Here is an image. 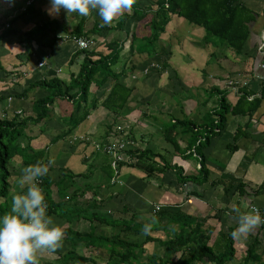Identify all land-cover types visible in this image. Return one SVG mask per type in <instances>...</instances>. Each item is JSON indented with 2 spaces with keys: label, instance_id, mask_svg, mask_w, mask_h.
I'll use <instances>...</instances> for the list:
<instances>
[{
  "label": "crops",
  "instance_id": "1",
  "mask_svg": "<svg viewBox=\"0 0 264 264\" xmlns=\"http://www.w3.org/2000/svg\"><path fill=\"white\" fill-rule=\"evenodd\" d=\"M0 1L4 4L0 16L15 32L0 41V66L4 70L0 74L1 119L14 114L33 117L32 104L48 93L32 89L23 98L19 95L33 83L54 79L67 83L72 74L78 73L82 52L72 40L77 38L76 31L94 41L93 51L99 54L108 55L112 46L121 48L114 72L132 92L118 117L98 104L72 129L54 121L55 126L47 125L41 133L28 125V135L34 140L30 145H45L50 155L51 181L55 179L51 170H68L61 179L67 177L64 186L69 192L81 194L79 189L90 187L93 192L86 195L96 204L104 202L92 212L98 209L116 219L125 211L124 218L130 214L140 225L156 226L157 231L150 233L155 242L147 243L145 249L148 255L163 261L176 263L189 258L185 249L174 252L157 242H166L183 230V234L199 231L215 256L228 257L224 264H264V226L240 238L230 235L238 224L234 208H264V69L260 67L264 63V0L234 2L247 29L239 52L228 47L225 40L206 38L203 27L172 15L155 51L150 55L133 52L127 57L131 41L148 36L147 24L158 0H135L131 9H125L110 24H105L96 10L89 16L63 9L52 13L50 0ZM143 13L145 17L138 21ZM96 25L108 30L92 34ZM36 29H41L37 36ZM151 64L161 69L144 74ZM230 80L244 84L230 88ZM243 91L248 102L242 106L245 113L222 112L220 101L225 99L233 107ZM91 93L92 98L100 95V91ZM57 113L55 108L51 118ZM53 132L60 133L50 138ZM57 136L62 137L54 141ZM120 141L131 143L128 153L146 151L155 155L145 159L154 163L153 172L124 166L115 173L112 161L97 162L102 154L94 144ZM59 144L50 153L51 147ZM127 152L125 161L129 160ZM57 163L65 164V168ZM109 165L114 177L110 169L108 172ZM162 212L159 221L157 216ZM75 223L79 227L83 222ZM119 228L109 235L121 233ZM193 245L192 251L198 255L199 243ZM68 246L67 251L71 249ZM191 264L211 263L199 260Z\"/></svg>",
  "mask_w": 264,
  "mask_h": 264
},
{
  "label": "trees",
  "instance_id": "2",
  "mask_svg": "<svg viewBox=\"0 0 264 264\" xmlns=\"http://www.w3.org/2000/svg\"><path fill=\"white\" fill-rule=\"evenodd\" d=\"M234 2L235 0H158L154 10L155 13L147 24L150 30L148 36L132 40L125 57L131 55L133 52L150 55L152 51H155L154 49L157 46L159 37L165 31L172 15L182 17L190 24L203 27L206 32V38L225 40L228 47L232 48L235 52L241 51L246 41L247 29L244 21L240 18V12L238 7L234 5ZM0 9H4L2 1H0ZM134 14L138 16L136 11ZM145 15V13L139 15L140 19L138 21L142 20ZM125 20L126 18L122 20L121 26H123ZM121 26L119 27L121 28ZM100 30L108 29L105 26L96 25L91 33L98 35L100 34ZM0 31V41L4 37L15 34L10 24L2 19L1 16ZM82 35L80 31L75 32V37L77 38H82ZM29 38L32 39L31 36ZM29 38L26 40H30ZM110 48L111 50L108 55L99 54L93 51V48L82 51L79 71L76 75L72 74L67 83L60 79H54L51 82H36L25 90L23 94L17 95L23 98L32 89H36L38 92L44 91L48 93V96L41 97L40 99L37 98L34 101L35 103L32 104L33 117L14 114L11 118H6L5 115L2 119L0 118V202L1 199L4 201L0 203V215L10 210L12 196L21 190L26 191L28 187L27 185L22 189H17L19 186L17 184V186H13L16 192L13 195L10 194L9 191L12 190L9 184L12 176L10 164L12 161H16L22 167L40 162L47 164L49 168L45 149L39 150L38 152L22 153V151L28 150L25 148L20 150L18 148L17 142L22 138L28 139V145L26 147H30L31 139L28 135V125H36L45 119L48 121L52 117L54 109L57 108L59 123L71 122L80 116L76 121L77 126V124H80L88 117L90 112L98 104L102 108L111 111L114 117H118L119 112L127 104L132 89H128L120 79L121 75L114 72V67L120 57L121 48L118 46H112ZM94 57H97V59H94ZM3 71V68L0 66V74ZM98 91H100V95L97 98L93 97L90 105H87L88 97L92 94L91 92L97 93ZM2 101L3 98L0 96V103ZM246 101L247 93L243 91L242 97L235 106L231 107L226 103L225 99H222L220 101V107L223 109L222 112L228 109L233 115L244 114L245 110H243L242 106L248 103ZM82 102L85 111L79 113ZM217 129L219 130V127ZM61 137L57 136L53 140L58 141ZM41 153L45 155V158H43V154ZM103 155L107 156L105 154ZM128 157L130 161L127 159V161L123 160L120 162L117 171L121 167L128 166L149 173L153 172L154 163H147L146 160L155 157V155L150 156L146 151H139L129 152ZM107 169L108 172L109 169L111 170V176L114 177L110 165ZM48 174L40 178L39 183L45 193L49 216L52 219L55 218L58 220L66 219L70 221L72 219L69 223L67 221L68 224L72 223L71 225L76 221L80 223L85 222L87 225V219L84 217L88 214L87 231L81 234L80 231L72 232L69 228L64 230L65 236L63 244L67 242L66 244H70L71 249L66 251V254L61 252L60 254H63L62 256L59 254V257L55 259L57 264H71V262L76 264H99L94 258H85L77 254L74 250L76 246L77 249L80 247L85 250L101 251V253L107 256L103 264H191L199 260H206L211 264H224L228 260V257L215 256L205 245L207 242L205 240L207 239L203 235L200 236L199 231L192 234L190 232L183 234V230H180L178 234L166 242L157 241L160 245L174 252L185 249V255L187 252L189 254V258L186 260L179 259L176 263L173 261L166 262L155 255H148L145 250V245L150 242H155V239L150 237V233L157 231L156 226H151L150 231L145 233L143 231L144 225H140L133 220L130 214L126 218L123 217L126 215L125 211H121L122 218L118 217L116 219L112 218V216L109 217V215L101 214L98 209L92 212L94 208L101 207L103 205L102 203H104L102 201L96 204L94 198L90 197V200L84 198L88 192H93V189L90 190V187L83 186L82 189H79L81 194H76L75 192H69V187L64 188L61 185H57L59 188H57L56 193H53L51 185H55L56 183L49 179ZM19 177H17V180ZM66 178L61 179L59 182L62 184L66 183L68 181ZM49 180L52 184L49 183ZM7 198L10 199L7 201ZM78 198L81 199L80 202L75 200ZM61 199L64 200V203L69 202L70 204L67 207L60 208ZM162 216H164L163 212L157 216V220L161 221L162 219L160 218ZM104 228L110 230L119 228L121 233H112L110 236L109 233H103ZM193 243H199V248L197 249L199 250L198 255L193 253L194 250L192 251L194 248Z\"/></svg>",
  "mask_w": 264,
  "mask_h": 264
},
{
  "label": "clouds",
  "instance_id": "3",
  "mask_svg": "<svg viewBox=\"0 0 264 264\" xmlns=\"http://www.w3.org/2000/svg\"><path fill=\"white\" fill-rule=\"evenodd\" d=\"M50 3L52 13L63 9L79 16H89L96 10L102 21L110 24L125 9H131L135 0H50ZM48 171V165L40 162L22 169L18 184L28 183V187L26 191L14 194L10 210L0 215V264H39L38 252H55L62 247L65 232L49 216L45 193L39 183ZM233 211L238 214L237 227L230 233L233 238L250 234L264 224V215L258 208L242 211L236 207ZM155 221L156 217H153L152 222ZM150 229L151 224L143 227L145 233Z\"/></svg>",
  "mask_w": 264,
  "mask_h": 264
},
{
  "label": "rangeland",
  "instance_id": "4",
  "mask_svg": "<svg viewBox=\"0 0 264 264\" xmlns=\"http://www.w3.org/2000/svg\"><path fill=\"white\" fill-rule=\"evenodd\" d=\"M21 1V0H20ZM11 0L10 1H8V3L9 4H11ZM20 5V4H19ZM26 5V4H25ZM29 6V5H28ZM11 8V7H10ZM25 8H27V5H26V7ZM1 10V9H0ZM46 28H48V26L46 27ZM37 32V33H36ZM39 31H38V29H36L35 30V32H34V35L35 36H37V35H39V33H38ZM16 40V39H15ZM12 41L9 39V41H8V43H11ZM15 99V98H14ZM91 101H92V95L90 94L89 95V97H88V101H87V105H90V103H91ZM17 103V99H15L14 100V104H16ZM20 103L21 102H19V106H20ZM22 106V105H21ZM20 106V107H21ZM23 107V106H22ZM73 108H74V106H72ZM76 107V106H75ZM72 108V109H73ZM85 109V107L83 106V102L80 104V112L79 113H82V111ZM5 118V117H4ZM80 118V116H78L77 117V119H79ZM77 119H75V120H73V121H68V122H66V123H63V125H64V127L67 129H69V127H75L76 126V121H77ZM46 120V119H45ZM45 120H43V121H41V122H39V123H37L36 125H34L33 124V126L35 127V128H37V129H40V131L41 132H44V127L45 126H47V125H52V126H55V123H57V122H54V121H58V115L57 114H54V118H51L50 119V122H49V124L47 123L48 121L46 120V122H45ZM59 122V121H58ZM83 122V121H82ZM81 122V123H82ZM77 126H78V124H77ZM35 130V129H34ZM56 133H60V132H53L49 137L51 138V137H53V136H55V134ZM29 138H31V139H33V136H31V135H29ZM22 140V141H21ZM28 139H24V138H22V139H20V141L19 142H17V144H18V148H20V150H22V149H26V150H28V151H22V153H32V152H38L39 150H43L44 149V146L45 145H42L41 147H38V146H33V145H30V147L28 148V147H26L28 144V141H27ZM51 140V139H50ZM34 140H32L31 142H33ZM61 144V143H60ZM60 144L59 145H56V146H54V147H51V150H50V153L52 152V150H56L57 149V147L58 146H60ZM37 145V144H36ZM100 154H102L101 152H99ZM41 154H43V153H41ZM48 154V155H47ZM43 156V158H45V155L43 154L42 155ZM46 157L48 158H50V155H49V153L48 152H46ZM108 157L107 156H103V154L102 155H100V157H98V159H97V162H105L106 164L107 163H109V162H111L112 161V159H107ZM59 166L61 165L62 167H64L65 168V164H59V163H57ZM58 165H56L57 167H58ZM10 166H11V172H12V176H11V179H10V181H9V184L11 185V187H12V190H10L9 192H10V194L11 195H13V193H15L16 192V190L13 188V186H17V184H18V180H17V177H19L20 175H21V173H22V169L24 168V167H22L21 165H19L16 161H12L11 162V164H10ZM94 166V165H93ZM55 167V166H54ZM50 173H54L53 174V178H55L56 179V177H59V179H54L53 181H55L56 182V184L55 185H51V189L52 190H54V192L55 191H57V188H59L58 186H56V185H61V186H63V187H65L66 185H65V183H60L59 181L61 180V178L65 175V174H67L68 173V170L67 171H60L59 170V168H56V169H53V170H51V172ZM49 179L50 180H52V178L51 177H49ZM49 180V183L50 184H52L51 183V181ZM86 180H90V179H86ZM52 181V182H53ZM54 182V183H55ZM64 182H66V181H64ZM30 183V182H29ZM60 183V184H59ZM19 185V184H18ZM28 185V183H26L25 185H23V186H21V185H19L18 187H17V189L19 188V189H22L24 186H27ZM65 185V186H64ZM65 188H67V187H65ZM9 197V196H8ZM90 196H87V195H85V199H88ZM55 198H56V200H57V197L55 196ZM10 199V198H9ZM8 198H7V201L9 200ZM12 201V200H11ZM2 202H4L3 201V199H1V202L0 203H2ZM11 203V202H10ZM60 204H61V206H60V208H64V207H67L70 203L69 202H67V203H64V200L63 199H61V201H60ZM102 214V213H101ZM84 218H86L87 219V225H86V223L85 222H83L82 223V225H80L79 227H78V224L76 225V223H74L73 225H71V226H67L68 224H67V221L68 220H66V219H53L54 220V222L56 223V224H58V225H60V226H65L66 225V227L67 228H69L72 232H75V231H80V233L82 234V232H85V231H87V227H88V214H87V216H85ZM72 221V219L70 220V221H68V223L69 222H71ZM72 224V223H71ZM113 230V229H112ZM116 230V229H115ZM102 231V230H101ZM109 232H111V230L110 229H107V228H104V230H103V233H109ZM101 233V232H100ZM67 249H69V246L67 245V247L63 244L62 245V247H60V248H58L55 252H49V251H40V252H38V254H37V256H38V260H39V264H57V262L55 261V258H56V254H60L61 252H66L67 251ZM77 246L74 248V250L77 252V254H80V255H82L83 257H85V258H94L99 264H103L104 263V261L106 260V258H107V256L104 254V253H101V254H99L97 251H94V250H85L84 248H78L77 250ZM146 250V249H145ZM66 254V253H65ZM63 254H60V256H62ZM67 257H69V256H67ZM71 264H76V263H74V262H71ZM87 264H89V263H87Z\"/></svg>",
  "mask_w": 264,
  "mask_h": 264
},
{
  "label": "built area",
  "instance_id": "5",
  "mask_svg": "<svg viewBox=\"0 0 264 264\" xmlns=\"http://www.w3.org/2000/svg\"><path fill=\"white\" fill-rule=\"evenodd\" d=\"M31 2L32 0H28ZM74 41L76 48L78 51H85V50H91L94 46V41H92L89 38H72ZM263 48V46L260 47V50ZM43 64H40L39 66H42ZM262 69H264V63L260 66ZM150 69H156L160 70L161 67L156 64H151L149 68H146L144 70V74L147 75ZM244 83L240 82V80H230L227 83V86L230 88L238 89L241 86H243ZM131 143L128 141H120L116 143H110V144H94V148L97 152H101L105 155H107L109 158L112 159L111 167L113 171L116 173L118 164L124 160L125 153L128 150V147ZM253 208H258L261 212V215H264V208H259L257 206H249L246 211H251ZM155 210L158 211V206L155 207ZM259 226H264V224H261Z\"/></svg>",
  "mask_w": 264,
  "mask_h": 264
}]
</instances>
